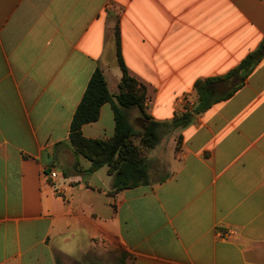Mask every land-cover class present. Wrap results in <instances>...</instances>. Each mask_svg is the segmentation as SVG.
<instances>
[{
  "label": "crops",
  "instance_id": "1",
  "mask_svg": "<svg viewBox=\"0 0 264 264\" xmlns=\"http://www.w3.org/2000/svg\"><path fill=\"white\" fill-rule=\"evenodd\" d=\"M117 29L156 122L196 106L197 82L223 80L170 136L164 178L150 168L149 184L112 194L108 168L86 173L69 135L96 69L119 93ZM263 40L264 0H0V264H264V56L226 79ZM115 126L108 103L82 132Z\"/></svg>",
  "mask_w": 264,
  "mask_h": 264
},
{
  "label": "trees",
  "instance_id": "2",
  "mask_svg": "<svg viewBox=\"0 0 264 264\" xmlns=\"http://www.w3.org/2000/svg\"><path fill=\"white\" fill-rule=\"evenodd\" d=\"M117 58L122 70V78L119 83V93L113 95L105 76L100 69L93 73L83 98L74 114L70 126V144L74 153L90 162V168L86 173H93L103 167L108 168V175L112 177V194L134 188L141 184H149V168L145 155L147 150H152L160 141L158 128L162 123L154 121L146 111L148 99L147 88L139 80L131 75L126 67L122 53L120 36L116 30ZM264 56V40L258 50L251 53L226 79L234 74L243 72L246 78L251 69ZM222 81L223 79H218ZM216 79H207L196 83L198 103L193 108H185L180 116H176L170 124L173 128H185L195 115L205 112L211 105L219 100L214 95L212 88ZM234 90L223 95L229 98ZM221 99V97H220ZM111 104L115 116V132L108 139H92L83 135L82 127L98 121L101 108L105 104ZM136 109L139 112L138 121L148 122L142 132H137L125 118L126 112ZM140 141L139 145L136 141ZM181 139H178L176 152L180 151ZM78 164L75 165L77 167ZM119 264H124L122 259Z\"/></svg>",
  "mask_w": 264,
  "mask_h": 264
},
{
  "label": "rangeland",
  "instance_id": "3",
  "mask_svg": "<svg viewBox=\"0 0 264 264\" xmlns=\"http://www.w3.org/2000/svg\"><path fill=\"white\" fill-rule=\"evenodd\" d=\"M133 114L130 113V112H126V115H125V118L128 120V122L131 124V126L137 131V132H142L148 125V122H144L142 123V121H135L136 122H132L133 121ZM180 130L181 128H173L172 125L170 123H162L161 126L158 128V134L160 135V141L158 142V144L156 145V147L154 149H156V153H157V157H154V156H151L148 152L149 150H147L145 152V155H146V158L148 157H154L151 161L149 162L148 160V168H152L153 169V173H154V176H153V180L156 181V180H161L162 178H164V174H161V173H157L155 175V169L160 166L161 168L163 167V163L161 162L160 160V157L161 155L163 156L164 153L167 152V148L169 147V142H170V136L173 135V132L175 134L178 135V133H180ZM137 144L139 145V142L140 141H136ZM178 143V141H177ZM177 147V146H176ZM79 157V156H77ZM80 158V157H79ZM78 158V159H79ZM78 164L77 167H75V165ZM74 165V163L71 165V167H74V169L80 171V162H76ZM148 169V170H149ZM148 182L150 183V176L148 177Z\"/></svg>",
  "mask_w": 264,
  "mask_h": 264
},
{
  "label": "built area",
  "instance_id": "4",
  "mask_svg": "<svg viewBox=\"0 0 264 264\" xmlns=\"http://www.w3.org/2000/svg\"><path fill=\"white\" fill-rule=\"evenodd\" d=\"M45 177L51 187L57 192L58 195L62 196L61 189L58 188V178L59 174L55 169H49L45 171ZM218 234L223 237V236H230L233 234L231 230H225V231H219Z\"/></svg>",
  "mask_w": 264,
  "mask_h": 264
}]
</instances>
